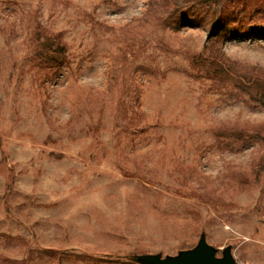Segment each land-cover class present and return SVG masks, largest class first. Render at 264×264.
<instances>
[{"label": "rangeland", "instance_id": "1", "mask_svg": "<svg viewBox=\"0 0 264 264\" xmlns=\"http://www.w3.org/2000/svg\"><path fill=\"white\" fill-rule=\"evenodd\" d=\"M221 3L0 0V264H264V39L182 23Z\"/></svg>", "mask_w": 264, "mask_h": 264}, {"label": "trees", "instance_id": "2", "mask_svg": "<svg viewBox=\"0 0 264 264\" xmlns=\"http://www.w3.org/2000/svg\"><path fill=\"white\" fill-rule=\"evenodd\" d=\"M215 3L222 5L218 14H212L208 20L192 15L182 23L191 26H205L210 39L218 37L264 39V0H215ZM199 4L203 6V2ZM40 48L43 52L39 51L37 55L45 61L48 67L60 68L64 65L65 51L56 38L46 37L45 45L43 47L41 45ZM249 81L263 91L257 99L264 106V71H259ZM110 259L116 261L119 258L110 257Z\"/></svg>", "mask_w": 264, "mask_h": 264}, {"label": "water", "instance_id": "3", "mask_svg": "<svg viewBox=\"0 0 264 264\" xmlns=\"http://www.w3.org/2000/svg\"><path fill=\"white\" fill-rule=\"evenodd\" d=\"M218 251L207 243L205 233H201L193 248L181 250L176 255L141 254L126 259L136 264H238L232 255L231 246L222 249L220 256Z\"/></svg>", "mask_w": 264, "mask_h": 264}]
</instances>
